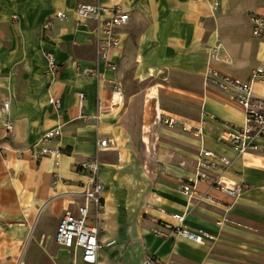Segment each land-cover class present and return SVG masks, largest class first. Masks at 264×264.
<instances>
[{"label": "crops", "instance_id": "crops-1", "mask_svg": "<svg viewBox=\"0 0 264 264\" xmlns=\"http://www.w3.org/2000/svg\"><path fill=\"white\" fill-rule=\"evenodd\" d=\"M81 2L103 6L101 22L117 3L130 12L110 56L116 69L98 56L96 39L104 34L77 14ZM254 14L264 16V0H0V264L70 259L54 234L64 213L84 201L91 176L78 164L91 157L99 162L105 204L94 264H143L149 253L161 264H264V139L241 153L221 139L245 121L232 82L248 79L264 59ZM96 64L100 78L81 74ZM211 70L229 85L213 81ZM114 82L125 100L110 109ZM252 89L264 105V81ZM168 117L177 123L161 121ZM59 126V164L35 159L32 148ZM100 138L112 144L99 149ZM203 149L232 160L224 173L244 185L237 199L203 181L184 191ZM176 213L205 239L153 231L158 219L176 223ZM76 264L91 263L78 256Z\"/></svg>", "mask_w": 264, "mask_h": 264}, {"label": "built area", "instance_id": "built-area-1", "mask_svg": "<svg viewBox=\"0 0 264 264\" xmlns=\"http://www.w3.org/2000/svg\"><path fill=\"white\" fill-rule=\"evenodd\" d=\"M102 7L97 3L81 2L77 5L76 11L81 18L97 22V30H101L104 34V36H98L96 39L98 56L105 61L109 68L116 69V64L111 61L110 56L112 50L120 43L117 30L130 21L131 15L128 10L117 3L111 8L110 17L101 22ZM56 16L63 19L67 15L65 12L59 11ZM251 21L253 35L264 37V16L254 14ZM49 67L53 74H57L60 65L50 56ZM80 72L86 76H95L97 78L102 76L98 64L85 67ZM210 78L223 87L229 85L227 77L216 70L210 71ZM255 81H264V59L248 79L234 80L232 82L238 88L236 101L243 108L245 121L242 126L230 125L229 128L223 130L221 139L234 147L238 153L248 149H257L259 146L254 142V139H264V105L253 96L252 86ZM80 97L83 99L84 94H81ZM124 100V89L120 83L114 82L110 109H114L117 105L122 104ZM51 101L56 108H59L60 99L58 97L52 98ZM1 110L6 114V117L3 119V128L9 132L13 129L14 124L13 120L9 117L10 104L8 100L2 102ZM161 121L168 125H175L177 123L174 117L161 118ZM184 129L188 130L189 128L184 125ZM62 132L60 126L49 130L44 136L46 143L32 148L33 157L41 159L49 156L58 165L59 159L63 155V150L55 142L60 139ZM97 144L99 149H103L112 144V139L100 138ZM231 163L232 160L228 157L220 156L217 158L212 150L203 149L195 166V177L192 181L185 182L183 186L184 191L187 193L192 192L195 189L196 183L203 181L237 199L244 185L226 177L224 172ZM98 164L97 157L88 158L78 164V167L82 171L89 172L91 176L84 187V201L78 206L76 212L72 209L67 210L58 222L54 239L60 247L68 251L70 256V259L64 264H76L78 256H81L82 260L87 263L94 264L97 262L98 253L102 247L99 240L101 223L99 215L105 206L103 195L104 183L98 175ZM220 165L223 171L217 172L216 169ZM90 204L94 205L93 211H91ZM171 216L176 220V223L164 219L156 221L153 231L157 235L168 237L167 233H165L166 231L169 233H179L198 242L205 239L204 232L191 231L183 226L185 218L183 214L176 213ZM143 264H161V261L154 254L149 253Z\"/></svg>", "mask_w": 264, "mask_h": 264}]
</instances>
